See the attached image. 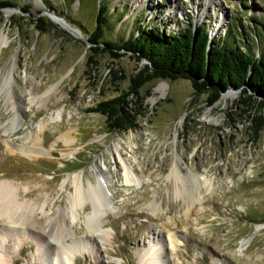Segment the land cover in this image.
<instances>
[{"label": "rangeland", "instance_id": "rangeland-1", "mask_svg": "<svg viewBox=\"0 0 264 264\" xmlns=\"http://www.w3.org/2000/svg\"><path fill=\"white\" fill-rule=\"evenodd\" d=\"M8 1L15 6L0 8L8 41L0 54V181L31 191L23 202L51 201L45 210L51 217L70 212L72 178L84 188L89 179L99 181L107 200L102 237L94 240L85 226L91 206L79 210L80 219L67 222L66 240L88 243L87 253L72 263L142 264L139 253L150 248L165 256L159 264H264V228L257 230L264 225V129L254 133L242 92L229 88L208 105L189 81H153L139 90L144 110L137 128L107 133L104 117L90 110L127 91L146 61L113 62L107 54L91 60L87 41L102 2L107 40H126L146 27L176 33L191 24L204 27L210 42L238 34L236 44L252 47L260 59L264 0ZM113 70L125 79L113 83ZM52 87L51 100L31 101ZM40 128L38 156L10 153L31 146ZM175 167L192 204L175 197ZM125 168L140 186L125 183ZM30 224L13 228L15 237L11 224H0L8 229L0 264H40L35 234L47 221L39 210Z\"/></svg>", "mask_w": 264, "mask_h": 264}, {"label": "trees", "instance_id": "trees-1", "mask_svg": "<svg viewBox=\"0 0 264 264\" xmlns=\"http://www.w3.org/2000/svg\"><path fill=\"white\" fill-rule=\"evenodd\" d=\"M13 6L15 4L8 0H0L1 9ZM36 21L35 25H40L42 18ZM95 22L94 30L87 37L91 60L97 54H107L113 62L123 56L131 57L137 63L146 61L129 79L127 91L99 102L90 110L104 117L107 133H125L136 129L138 116L144 110L139 90L147 83L164 79L189 81L196 96L207 95L208 105L217 102L229 88L239 90L243 94L241 105L245 106L249 115L256 113L255 118L248 115L250 123L255 124L254 133L264 129V56L259 59L252 47L236 44L238 34L229 31L221 41L210 42L204 27L194 30L188 24L176 33L158 28H140L136 36L114 42L105 37L109 20L107 8L102 2L98 4ZM117 73V70L111 71L113 83L125 79L124 76L118 77ZM256 94L262 99H254Z\"/></svg>", "mask_w": 264, "mask_h": 264}, {"label": "bare ground", "instance_id": "bare-ground-1", "mask_svg": "<svg viewBox=\"0 0 264 264\" xmlns=\"http://www.w3.org/2000/svg\"><path fill=\"white\" fill-rule=\"evenodd\" d=\"M7 43V38H4L0 33V54L2 49L6 47ZM55 90L56 87H52L43 96L34 97L31 101L44 104L48 100H51L52 94ZM162 90V85H159L154 89L155 93L157 94L161 93ZM155 100L156 98H152V102ZM42 131V128L38 130L34 139L30 141L31 146H28L29 143H26L25 147H21L18 149V151L10 149V153H19L28 157H30V155L38 156V149L41 147V141L39 140L38 136L42 135ZM62 139L65 143L70 145L71 142L69 141V136H65V138ZM172 173L174 185H177V188L175 187L174 190L176 199H181L183 203L187 205L192 204L193 199L191 191L186 190L187 188L185 189L179 187V184L182 186L184 184L183 179L178 175L176 167L173 169ZM95 174L104 177V173L101 170L96 169ZM123 177L127 185H133L137 187L142 184V181H140L137 176L127 168L124 170ZM76 179V177L71 179L73 193L69 198L70 212L61 211L59 215L55 217H51V215L47 214L45 211L51 205V201H45L42 207L34 202H23L21 199L25 196L27 197L31 191L29 192V190H21L20 188L14 186L11 182L0 181V224L8 223L12 225L11 228L9 227L10 235L13 237L16 236V233H13V228L16 226L20 227L24 225L27 227L31 225L30 223H33L35 215H37L39 210L41 217L47 221V224L39 228L40 232L35 234L38 252L41 251L42 253V255L38 257L40 264H73L71 260H73L74 257L87 253L85 245H88V243L83 246L74 241H67L66 239L69 237V234L65 232L67 222L72 223L76 219H80L79 210H84L87 205L91 206V211L85 216V226L89 230L88 232L92 234V238L94 240L102 237L100 236V229L103 224L101 219L107 213V200L105 198L102 185L99 183V181L93 184L89 179L88 187L84 188L82 179H80L79 183H77ZM104 187L108 188V185H104ZM261 228H264V225L257 226V230ZM6 231H4V229H0V249H2L4 238L8 232ZM168 239L170 240V243L171 240H173L171 235H169ZM13 241L14 243L16 242L15 239H13ZM248 242L249 241H246L245 244ZM1 251L2 250H0V259L3 257ZM139 257L142 261V264H159L165 258L159 249L154 250L150 248L146 251L140 252Z\"/></svg>", "mask_w": 264, "mask_h": 264}, {"label": "water", "instance_id": "water-1", "mask_svg": "<svg viewBox=\"0 0 264 264\" xmlns=\"http://www.w3.org/2000/svg\"><path fill=\"white\" fill-rule=\"evenodd\" d=\"M69 27V26H68ZM69 29L73 30L72 28L69 27ZM212 44L210 43L209 46H211Z\"/></svg>", "mask_w": 264, "mask_h": 264}]
</instances>
